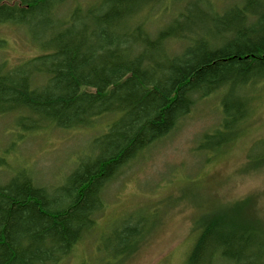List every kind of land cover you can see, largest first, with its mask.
Masks as SVG:
<instances>
[{"label":"trees","instance_id":"1","mask_svg":"<svg viewBox=\"0 0 264 264\" xmlns=\"http://www.w3.org/2000/svg\"><path fill=\"white\" fill-rule=\"evenodd\" d=\"M72 1L0 0V25L31 24L42 51L0 63V116H14L18 139L110 120L58 196L30 169L5 174L0 156L9 179L0 184V264H63L96 227L103 192L122 170L214 94L222 123L198 150L234 144L254 112L243 92L264 80V0ZM249 203L205 216L187 264H264V227L247 217ZM130 224L109 235L108 256L138 246L144 226Z\"/></svg>","mask_w":264,"mask_h":264},{"label":"rangeland","instance_id":"2","mask_svg":"<svg viewBox=\"0 0 264 264\" xmlns=\"http://www.w3.org/2000/svg\"><path fill=\"white\" fill-rule=\"evenodd\" d=\"M90 1L76 0L79 4ZM72 2L67 0L68 8ZM60 7L56 5V12ZM30 25L26 31L0 25V63L16 66L42 54L32 41ZM243 94L251 98L254 112L234 144L218 153L198 150L205 135L222 123V108L216 94L197 102L173 132L108 185L103 195L106 209L97 217L96 227L63 264H187L202 219L236 209V204L247 199V217L264 227V82ZM12 117L0 116V156L9 163L1 170L9 175L15 168L25 167L39 184L49 187L63 184L77 162L92 154L94 139L110 122L103 117L97 128L52 130L18 139ZM128 221L138 228L144 226L140 243L123 258L108 256L102 248L109 245L107 238ZM255 231L263 235L262 230Z\"/></svg>","mask_w":264,"mask_h":264},{"label":"bare ground","instance_id":"3","mask_svg":"<svg viewBox=\"0 0 264 264\" xmlns=\"http://www.w3.org/2000/svg\"><path fill=\"white\" fill-rule=\"evenodd\" d=\"M264 79V78H263ZM262 82H264V80H262V78H260L259 79V81L256 83V85H259L260 83H262ZM39 84V83H38ZM38 84H36L35 82H31V84H30V88L31 89H33V88H35ZM246 90V89H245ZM244 90V91H245ZM223 92V91H222ZM222 94V93H221ZM215 95V94H214ZM214 95H212V96H214ZM216 95H218V94H216ZM219 96V95H218ZM221 97L219 96V99H220ZM176 127H177V125H176ZM52 130H56V129H46V130H44V131H42V132H46V131H52ZM41 133V132H40ZM25 168V167H24ZM22 172H26V170H23ZM29 172V171H28ZM30 173V172H29ZM30 175V177H34V179H35V176H34V173L31 171V173L29 174ZM8 177H7V175H0V184H4V183H6L9 179H7ZM38 183V182H37ZM42 185V184H41ZM43 186H45V185H43ZM46 188H48V190H49V192L50 193H48L49 194V196H52L53 197V195H56L57 193L59 194V192L64 188V185L63 184H61L60 186H54V185H52V186H45ZM106 190V189H105ZM105 192V191H104ZM104 192H103V194H104ZM58 194L56 195V196H58ZM51 197V198H52ZM55 199V201L57 200V198H54ZM104 209H106V205H105V207H104ZM103 208L101 209V211H99V212H97L94 216H95V219H96V221H97V217L99 216V214H101V212L104 210ZM80 244V243H79ZM78 244V245H79Z\"/></svg>","mask_w":264,"mask_h":264}]
</instances>
